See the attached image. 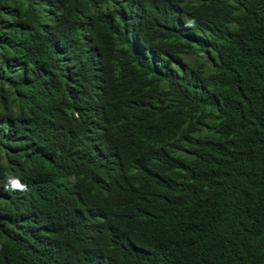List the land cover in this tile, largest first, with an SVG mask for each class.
<instances>
[{
  "label": "trees",
  "instance_id": "1",
  "mask_svg": "<svg viewBox=\"0 0 264 264\" xmlns=\"http://www.w3.org/2000/svg\"><path fill=\"white\" fill-rule=\"evenodd\" d=\"M0 264H264V0H0Z\"/></svg>",
  "mask_w": 264,
  "mask_h": 264
},
{
  "label": "clouds",
  "instance_id": "2",
  "mask_svg": "<svg viewBox=\"0 0 264 264\" xmlns=\"http://www.w3.org/2000/svg\"><path fill=\"white\" fill-rule=\"evenodd\" d=\"M26 185L20 182L19 179L16 178H10L9 183L6 186V190L12 191V190H25Z\"/></svg>",
  "mask_w": 264,
  "mask_h": 264
},
{
  "label": "rangeland",
  "instance_id": "3",
  "mask_svg": "<svg viewBox=\"0 0 264 264\" xmlns=\"http://www.w3.org/2000/svg\"><path fill=\"white\" fill-rule=\"evenodd\" d=\"M187 58V57H186ZM191 58H193V55H191Z\"/></svg>",
  "mask_w": 264,
  "mask_h": 264
}]
</instances>
